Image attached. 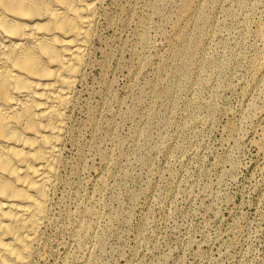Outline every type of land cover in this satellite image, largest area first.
Masks as SVG:
<instances>
[{"label": "rangeland", "instance_id": "obj_1", "mask_svg": "<svg viewBox=\"0 0 264 264\" xmlns=\"http://www.w3.org/2000/svg\"><path fill=\"white\" fill-rule=\"evenodd\" d=\"M257 1V8L253 0L106 1L103 41L79 87L73 142L63 153L59 223L46 234V262L37 264H264V83L255 85L251 70L264 53L255 34L264 0ZM200 31L227 70L220 87L209 81L201 92L212 112L187 103L191 83L209 79L197 73L198 55L191 80L173 75L174 53ZM86 196L102 212L101 248L71 230Z\"/></svg>", "mask_w": 264, "mask_h": 264}, {"label": "bare ground", "instance_id": "obj_2", "mask_svg": "<svg viewBox=\"0 0 264 264\" xmlns=\"http://www.w3.org/2000/svg\"><path fill=\"white\" fill-rule=\"evenodd\" d=\"M106 1L0 0V264L46 262L44 259L50 247L47 232L59 223H56L55 209L59 205V187L64 183L62 172L67 165L63 153L67 143L73 142L71 123L79 103V87L85 81L87 71L95 65L97 44L103 41L102 24L108 18ZM258 3L253 0L252 8L253 4L257 8ZM256 29L257 39L264 42V27ZM198 35V39L174 53L178 66L175 65L173 75L184 81L191 80L188 65L194 60L193 56L198 55L197 73L207 72L209 79L204 83L198 80L191 83L190 88L196 92L193 99L187 98V103L212 112L213 100L208 98L210 101L204 102L200 95L208 86L206 82L211 81L218 87L223 84L226 64L221 54H209L210 49L216 50L212 41L208 40L211 47L207 46V35L202 31ZM251 65L253 83L263 85L264 53L258 52ZM167 93L172 94L171 91ZM254 104H250L251 109ZM185 125L181 128L186 132ZM98 181L92 187H98L102 179ZM90 198L86 196L82 204L74 205L80 204L71 230L81 244L91 242L101 248L105 234L100 236L95 225L101 220L102 212L91 209L94 206L89 205L92 203ZM85 214L93 216V223L84 221Z\"/></svg>", "mask_w": 264, "mask_h": 264}]
</instances>
